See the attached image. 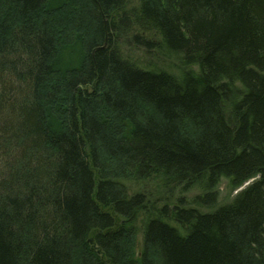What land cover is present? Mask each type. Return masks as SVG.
I'll return each instance as SVG.
<instances>
[{"label": "trees", "instance_id": "1", "mask_svg": "<svg viewBox=\"0 0 264 264\" xmlns=\"http://www.w3.org/2000/svg\"><path fill=\"white\" fill-rule=\"evenodd\" d=\"M48 1L0 0V264H264V0H138L155 40L134 0ZM127 36L198 71L138 67ZM222 177L254 180L210 209Z\"/></svg>", "mask_w": 264, "mask_h": 264}, {"label": "rangeland", "instance_id": "2", "mask_svg": "<svg viewBox=\"0 0 264 264\" xmlns=\"http://www.w3.org/2000/svg\"><path fill=\"white\" fill-rule=\"evenodd\" d=\"M73 1L74 0H49L46 3V5H44V7L40 10V13L45 16L52 13L54 16L63 17L65 15L62 13H64L65 11L66 14L68 12H71L69 8L73 5ZM139 9H140V4L138 0H134L126 6V10L133 12L135 19L137 18V25L134 27L135 31H138L139 35H143L142 32L144 31L141 29L140 25H138L139 18L137 15L139 13ZM147 35H149L150 37H154L150 32L149 34L147 33ZM127 38H130V36L121 38L119 40L118 48L120 49V52L124 59L126 60L128 59L130 62H132L138 67L169 70V71H173L174 74L177 76L181 75L186 70H190V71L193 70L195 72L198 71V68L196 66L184 67L179 63L180 61L178 59H170L168 57L162 56V54L159 53L158 49L148 50L147 48L138 45L135 42H130L126 40ZM152 40L155 39L152 38ZM60 44L61 42L59 41L58 46ZM80 55L81 54L79 50L68 47L65 48V46L62 45L58 49V55L56 56V60H59V63L63 67L71 68L77 64ZM58 99L60 100V98ZM97 113L103 120H106L108 125H111L112 121H115L114 114L108 109L102 110L101 108H99ZM250 182L245 183L242 189L248 186V183ZM238 190L239 189H234V188L231 189L229 180L227 178H222L219 184V191H218L219 198L215 206L212 207V209L216 208L219 205L227 204L231 202L241 189L239 191ZM158 192L159 191L154 190L156 197L164 198V203L168 202L171 205L175 204L177 201L176 199H179V197L182 196H184L189 202H191L192 198L199 193L197 189H191L186 192H183L180 189V187L167 188L165 189V191L162 190L161 194ZM170 195H172V197H170ZM167 197H169V199ZM166 198L167 201H165ZM142 246H143V235L142 233H140L137 236V253H140Z\"/></svg>", "mask_w": 264, "mask_h": 264}, {"label": "bare ground", "instance_id": "3", "mask_svg": "<svg viewBox=\"0 0 264 264\" xmlns=\"http://www.w3.org/2000/svg\"><path fill=\"white\" fill-rule=\"evenodd\" d=\"M126 10V9H125ZM127 11V16H129V19L131 20V22H132V27H131V32H130V35H135V33L136 34H139L138 33V31H135V29H134V27L137 25V18L135 19V16L133 15L134 13L133 12H131V11H128V10H126ZM139 25V24H138ZM142 36L145 38V39H149V40H151L152 38L153 39H155L154 37H150L149 35H147L146 33H144V32H142ZM160 70H162V69H160ZM222 178H227V177H222ZM228 180H229V178H227ZM221 181V180H220ZM220 181L218 182V186L217 187H215V190H217V192L219 191V184H220ZM230 182V181H229ZM247 182H250V180H247V181H245L244 183H242V184H238L237 186H234V185H231L230 184V187H231V189L232 188H234V189H241L242 190V187L244 186V184L245 183H247ZM184 184H187V183H184ZM184 184L181 186V188H183L184 187ZM250 183H248V185H249ZM247 187V186H246ZM195 189V188H194ZM238 190V191H239ZM240 190V191H241ZM188 191V190H187ZM183 192H186V190H184ZM182 197H184V196H182ZM185 198V197H184ZM219 198V197H218ZM217 201H218V199H217ZM217 201H216V203H217ZM222 205H225V204H222ZM222 205H219V206H217V207H220V206H222ZM216 207V208H217ZM210 209H212V208H210ZM170 223L171 224H173V225H175L176 226V224L177 223H175V222H172V221H170ZM142 249H143V247L141 248V251H140V253H137V248H136V255L137 256H140V254L142 253ZM101 253V252H100ZM102 254V253H101Z\"/></svg>", "mask_w": 264, "mask_h": 264}]
</instances>
